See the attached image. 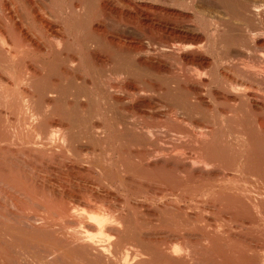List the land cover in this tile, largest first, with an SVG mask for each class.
Masks as SVG:
<instances>
[{
	"label": "bare ground",
	"instance_id": "1",
	"mask_svg": "<svg viewBox=\"0 0 264 264\" xmlns=\"http://www.w3.org/2000/svg\"><path fill=\"white\" fill-rule=\"evenodd\" d=\"M230 245H264V0H0V264H264Z\"/></svg>",
	"mask_w": 264,
	"mask_h": 264
},
{
	"label": "rangeland",
	"instance_id": "2",
	"mask_svg": "<svg viewBox=\"0 0 264 264\" xmlns=\"http://www.w3.org/2000/svg\"><path fill=\"white\" fill-rule=\"evenodd\" d=\"M103 197H105L104 195H102ZM130 196V195H129ZM129 196H113L112 198L110 197V198H107V199H105L106 201L108 200V202H110L111 204H113V206H115L116 204H117V206H115V207H118L117 209H120L121 208V206H122V208H126L127 206H126V204L124 203L125 201H128V199L127 200H125L126 198H124V197H127V198H129ZM103 197H100L99 196V199L101 198V202L103 201ZM119 197V198H118ZM122 197V198H121ZM136 197V196H135ZM106 198V197H105ZM131 198H133L132 200H131ZM97 200H98V198H96ZM117 199V200H116ZM124 199V200H123ZM130 200L128 201V204L130 203V205H133V203L132 202H136L135 200H137V198L134 200V197H131L130 196V198H129ZM139 199H141V200H143L144 198L142 197H139ZM112 201H113V203H112ZM127 203V202H126ZM134 204H136V203H134ZM134 207V206H133ZM121 208V209H122ZM168 246H170V245H168ZM173 246H175V247H180V245H172V247ZM235 245H230L229 247H231L230 249H228V248H226V249H228V250H226V253H228V252H230L229 250H235L236 252H240V250L242 249H244L245 251H241V252H246L245 254H248V255H246V258L247 259H245L244 257L245 256H243L242 258H244V261L245 262H247V260L249 261V260H251V261H253V262H258V259H257V257H259V260L261 259V258H263L264 257V245H239V247H238V245H236V248L234 247ZM248 246H249V248H248ZM250 247H251V249H250ZM240 248V249H239ZM246 248V249H245ZM254 250V251H253ZM228 251V252H227ZM251 251H253L252 252V254L250 253ZM183 253V252H182ZM250 253V254H249ZM254 254V257L252 256ZM255 254H256V260H253V259H255ZM228 255V256H227ZM263 255V256H262ZM226 256L227 257H229V254H226ZM248 256V257H247ZM208 257H210L209 258V262L211 263L212 261H213V263H211V264H214V263H218L217 261H216V259L214 258V260H213V257L211 258V256H208ZM208 257H207V259H208ZM250 257V258H249ZM253 257V258H252ZM261 257V258H260ZM207 259H205V263L204 264H210L208 261H207ZM234 259H236V258H233V260H232V264H234L235 263V260ZM243 259H236V263L235 264H239V262H240V264L243 262L242 261ZM234 262V263H233ZM244 262V263H245ZM243 264V263H242Z\"/></svg>",
	"mask_w": 264,
	"mask_h": 264
}]
</instances>
